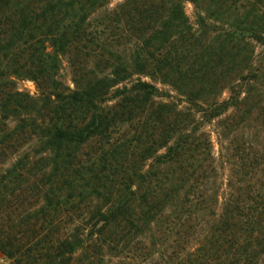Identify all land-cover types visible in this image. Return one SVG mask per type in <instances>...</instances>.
Listing matches in <instances>:
<instances>
[{
  "label": "trees",
  "instance_id": "16d2710c",
  "mask_svg": "<svg viewBox=\"0 0 264 264\" xmlns=\"http://www.w3.org/2000/svg\"><path fill=\"white\" fill-rule=\"evenodd\" d=\"M7 163V264H264V0H0Z\"/></svg>",
  "mask_w": 264,
  "mask_h": 264
},
{
  "label": "rangeland",
  "instance_id": "374dc122",
  "mask_svg": "<svg viewBox=\"0 0 264 264\" xmlns=\"http://www.w3.org/2000/svg\"><path fill=\"white\" fill-rule=\"evenodd\" d=\"M120 0H113V5H116L118 2H119ZM186 13H187V15L189 16V18H190V20H191V23H193L194 25H195V21H196V16H195V10H194V7H193V5L191 4V3H188V4H186ZM195 29H197L198 31L200 30L199 28H198V26H196L195 25ZM212 38H215V36H209V35H206V37H204V38H202V44H201V46H202V48H200L201 50H204L206 47H207V45H209V44H212V45H215L216 47H218L219 46V43H220V41H218L217 39H212ZM211 40H213V42L211 41ZM212 42V43H211ZM257 52L258 53H260L261 52V49L260 48H258L257 49ZM204 65H206V64H203V66ZM210 73H211V71L209 70V71H207V73H206V77L207 76H209L210 75ZM64 77H65V80H66V82H70V77H69V75L67 74V72L65 71L64 72ZM19 87L22 89V90H24V91H26V92H29L32 96H34V97H37L38 96V89H37V86L33 83V82H31V81H21L20 83H19ZM228 97V94L227 93H225L224 94V98H227ZM207 130H209V131H211L212 133H213V140H214V143H215V152H216V154L218 155V153H219V151H220V146H219V144H218V137H217V130H216V128H215V126H207ZM99 146V145H98ZM92 150H96V148H93ZM92 152V151H91ZM8 160V159H7ZM10 167V164L9 163H7V165H6V167L5 166H3V167H1L0 168V176L2 175V174H4L3 172H4V170H7L8 168ZM225 174H227V172L225 173ZM225 178H227V176H225ZM11 185L12 186H14V184H9V187H8V189H10L8 192H5V195H7V197L8 198H6L7 199V202H13V201H17V199L15 198V196H12V187H11ZM0 224L2 225L3 223H2V221H0ZM0 225V226H1ZM0 264H7L6 262H5V260H4V258H3V256H2V254H0Z\"/></svg>",
  "mask_w": 264,
  "mask_h": 264
}]
</instances>
